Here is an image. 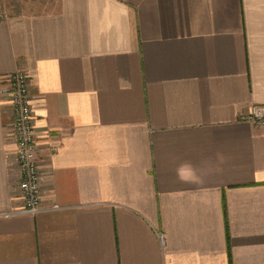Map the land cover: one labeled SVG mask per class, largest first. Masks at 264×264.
<instances>
[{
    "label": "crops",
    "instance_id": "obj_1",
    "mask_svg": "<svg viewBox=\"0 0 264 264\" xmlns=\"http://www.w3.org/2000/svg\"><path fill=\"white\" fill-rule=\"evenodd\" d=\"M0 22V264H264V0H18ZM24 71L41 203L6 81ZM162 234L163 239H159Z\"/></svg>",
    "mask_w": 264,
    "mask_h": 264
},
{
    "label": "built area",
    "instance_id": "obj_2",
    "mask_svg": "<svg viewBox=\"0 0 264 264\" xmlns=\"http://www.w3.org/2000/svg\"><path fill=\"white\" fill-rule=\"evenodd\" d=\"M0 0V22L6 20L7 9ZM6 103L12 113V138L18 161L22 205L17 212L36 214L45 209L41 203V175L38 160L37 130L29 93V80L22 70L7 78ZM239 121L264 126V104H252ZM162 240V234H159Z\"/></svg>",
    "mask_w": 264,
    "mask_h": 264
},
{
    "label": "rangeland",
    "instance_id": "obj_3",
    "mask_svg": "<svg viewBox=\"0 0 264 264\" xmlns=\"http://www.w3.org/2000/svg\"><path fill=\"white\" fill-rule=\"evenodd\" d=\"M3 1L5 8H8V6L13 5V3L17 2L18 0H3Z\"/></svg>",
    "mask_w": 264,
    "mask_h": 264
}]
</instances>
